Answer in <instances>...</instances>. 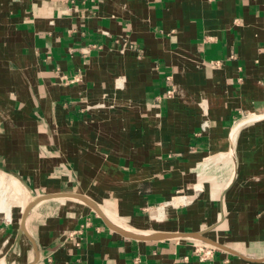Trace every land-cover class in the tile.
I'll return each instance as SVG.
<instances>
[{
  "label": "crops",
  "instance_id": "0c3cea01",
  "mask_svg": "<svg viewBox=\"0 0 264 264\" xmlns=\"http://www.w3.org/2000/svg\"><path fill=\"white\" fill-rule=\"evenodd\" d=\"M0 185L9 264H264V0H0Z\"/></svg>",
  "mask_w": 264,
  "mask_h": 264
},
{
  "label": "water",
  "instance_id": "95a60500",
  "mask_svg": "<svg viewBox=\"0 0 264 264\" xmlns=\"http://www.w3.org/2000/svg\"><path fill=\"white\" fill-rule=\"evenodd\" d=\"M69 197H73L72 194H54V195H46V196H41L35 200H33L32 202H30L24 209L23 212V216H22V220H21V224H20V232H19V236L24 232L25 230V223L27 220V216L29 214V211L31 210V208L38 204L39 202H42L44 200H49V199H54V198H69ZM105 222L111 227V225L107 222L106 217H104ZM113 229L117 230L116 228L112 227ZM120 231V230H119ZM121 232V231H120ZM123 233V232H121ZM125 236L128 237H132L129 236L125 233H123ZM168 235H170L167 239H173V238H183V239H187V240H193V241H197V242H201V243H205L211 246H214L218 249H226L223 248L221 245L203 237V234L201 233H185V234H173V233H169ZM135 238V237H132ZM138 239V238H135ZM141 240H163V239H158V238H147V239H141ZM38 258V256H37Z\"/></svg>",
  "mask_w": 264,
  "mask_h": 264
},
{
  "label": "rangeland",
  "instance_id": "374dc122",
  "mask_svg": "<svg viewBox=\"0 0 264 264\" xmlns=\"http://www.w3.org/2000/svg\"><path fill=\"white\" fill-rule=\"evenodd\" d=\"M13 189L14 190H13V194L12 195L14 196V194H15V198L12 200V202H14L13 205H15L17 208H19V210H23L26 207V203H27L26 200H25L26 195L24 194V191H22V188H20L16 184H15V187H13ZM2 191H3V193H2ZM4 191H5V193H4ZM4 194H6V186L5 185H0V200H2L1 198H2V196H4ZM15 217H16V219H14V220H18L19 219V218H17L18 216H15ZM23 239L26 240L24 237H23ZM19 251H20V255H22L23 252H22L21 248H20ZM24 255H25V249H24ZM3 256L5 257L7 255L3 254ZM4 257H2V258H4Z\"/></svg>",
  "mask_w": 264,
  "mask_h": 264
},
{
  "label": "bare ground",
  "instance_id": "6f19581e",
  "mask_svg": "<svg viewBox=\"0 0 264 264\" xmlns=\"http://www.w3.org/2000/svg\"><path fill=\"white\" fill-rule=\"evenodd\" d=\"M2 207H3V203H2ZM106 217H107V221L109 222V224L111 226L118 227L122 232L126 233L127 235H132V236L138 237L140 239L149 238L150 236L152 237V234L135 232L134 230L127 228L126 226H123L122 224H119L114 218L108 217V216H106ZM6 219L9 220V219H12V217L9 215V219L8 218H6ZM7 261H8L7 258L4 257V258L0 259V264H9Z\"/></svg>",
  "mask_w": 264,
  "mask_h": 264
},
{
  "label": "built area",
  "instance_id": "2783aa9c",
  "mask_svg": "<svg viewBox=\"0 0 264 264\" xmlns=\"http://www.w3.org/2000/svg\"><path fill=\"white\" fill-rule=\"evenodd\" d=\"M218 248L208 244H197L195 247V253L200 257L201 260H205L212 256Z\"/></svg>",
  "mask_w": 264,
  "mask_h": 264
}]
</instances>
